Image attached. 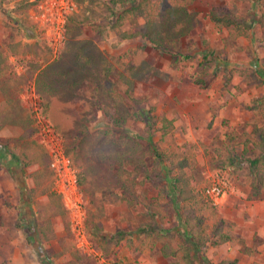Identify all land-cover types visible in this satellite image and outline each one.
Instances as JSON below:
<instances>
[{"label": "rangeland", "instance_id": "374dc122", "mask_svg": "<svg viewBox=\"0 0 264 264\" xmlns=\"http://www.w3.org/2000/svg\"><path fill=\"white\" fill-rule=\"evenodd\" d=\"M129 1L95 0L93 5L105 10L92 23L82 19V4L76 3L71 15L77 20H72L69 27L80 38L71 41L69 33H65L55 56L34 22L35 0H0V38L8 34L5 42L0 39V45L18 51H11V57L0 56L5 65L0 62L5 67L0 77L4 81L13 74L20 75V83L8 95L19 120L3 122L6 131L1 132L6 138L0 134V147L5 148L0 151V264H185L181 251L175 257H164L159 249L162 245L173 249L180 243L190 247L181 217L190 207L203 219L206 235L220 219L224 221L223 228L231 232L230 240L206 245L200 255L192 257L193 264H209L223 256L237 258L238 264H264V193L251 194L250 180L238 166L242 155H255L246 142L251 138L252 126H264V15L260 14L258 3L177 0L192 14L195 25L174 41L173 50L166 52L153 48L147 39L120 36L146 20L145 15L128 10ZM218 5H228L235 11L247 34L233 38L226 27L209 21L208 10ZM78 19L83 20L82 25L76 24L80 23ZM96 31L104 38L98 44L103 50L97 45L100 53H96L106 57L113 67V85H108L103 96H115L129 110L130 122L125 132L139 137L150 149L149 163L154 159L152 150L162 153L161 183L167 190L171 191L168 176L176 170L172 166L170 169L166 157L186 160L185 179L195 193L194 201L176 205L177 198L159 194L157 188L143 181L141 174H136L130 191L121 190L115 178L111 180L103 169L109 151H116L101 140L93 150L83 145L82 159L76 162L78 140L83 135L94 140L100 130L111 127L95 108L94 85L84 76L88 68L94 67L82 62L81 78L74 64L82 54H95L90 45L93 42L85 36ZM28 39L32 40L26 42ZM25 45L43 60L24 56L22 52L28 48ZM131 64L149 66L151 72L159 69L161 72L153 76L161 73L165 82L158 85L149 75L132 78L126 69ZM56 68L78 78L76 87L67 89L68 76L61 78L60 73H53ZM119 73L123 79L118 78ZM46 80L54 86L47 92L51 99L47 106L49 119L64 136L71 159H75L76 175L83 168L87 170L83 183L77 177L84 195L77 208L55 191L47 169L48 157L24 103L27 86L32 84L40 94L39 85ZM256 100L261 102L257 110L246 108ZM162 115L172 122L164 129ZM119 136L120 132L108 131L105 137L115 143ZM245 146L249 148L246 154ZM34 161L44 165L37 169ZM123 164L120 171L130 183L131 176L126 172L132 166ZM213 179L225 185L224 195L216 205L203 193ZM151 214L155 215V224H151ZM79 229L88 241L83 248L77 238Z\"/></svg>", "mask_w": 264, "mask_h": 264}, {"label": "trees", "instance_id": "16d2710c", "mask_svg": "<svg viewBox=\"0 0 264 264\" xmlns=\"http://www.w3.org/2000/svg\"><path fill=\"white\" fill-rule=\"evenodd\" d=\"M94 1L95 0H75L78 5L81 6L82 4V12L85 14L83 15L84 18L82 19H89L91 23L94 20H98L99 17H102V14L105 10L104 7H100L99 5L95 7V5H93ZM256 3H258V10L260 14L264 15V2L256 0ZM129 6L130 8H128V10L131 13H134L135 15H145L146 20L143 24L136 25L132 32L122 33L120 36H122L123 39L131 37H141L143 39H147L153 48L159 51L170 52L173 50L176 40L187 34L195 25L192 14L177 0H140L138 2L130 0ZM80 14L82 15V13ZM206 16L208 20L213 22L215 25L226 27L229 35L233 38L247 34L245 27L238 20L235 11H232L228 5L214 6L208 10ZM82 19H78L80 20V23L76 24H82ZM72 20L76 21L77 18L70 14L67 19L66 34L72 32L69 27V23ZM77 27L78 26L75 28ZM99 37L100 36H98V38ZM27 50H29V48H27ZM96 52L98 51H95V54L92 52L87 57H76L74 64L75 67L76 65L78 66L81 78L83 73L82 62L83 64H89V66L91 65L94 67L93 70L88 68V70L84 72V76L85 79L87 78L89 81L91 80V83L94 85L92 88V98L94 99L95 108L99 112H102L103 116L105 117L103 120L109 123V126L111 127L110 130H100L98 134L99 136L94 140H92L89 135H83L76 143V162L79 158L82 159L83 154L81 149L83 148V145L88 146L91 150H93L95 144L102 141V144L104 143V145L108 144L109 146H113V150L116 151V153L109 151V154L106 158L107 160H105V163L103 164V169L110 175L111 180L113 177L115 178L117 185L121 188V190L125 189V191H130L135 184L134 178L136 174H141L143 176V181L148 182L151 186L157 188L159 194L166 193L177 198L174 202L176 205H178V203L180 204V202L185 203L190 200L194 201L195 193L192 192V189L185 179V159L171 160L166 157L167 161L170 162V169L172 166L174 167V170H176L174 175L171 177L168 176L169 180L171 181V191H169L161 183L164 178L163 169L161 168L160 163L163 159L162 153H158L157 151L155 152V150L151 149L152 154H154V159L149 163L148 157L150 155V149L144 146L139 137L132 134H126L125 129H127L130 122L129 110L124 107L123 102L120 104V101L115 96H103V93L108 90V85H113L112 79H110L112 76L113 67L111 62L106 57H99L100 55L98 56V53ZM126 69L132 78H146L149 75L152 81L154 80L158 85H161L165 82V79L161 80V73L156 78L153 76L154 73L158 74L161 72L159 69L153 68L151 72L149 66L147 68H139L136 67L135 64H131V66L127 65ZM60 74L62 76L61 78L68 76V78H66L68 81H66L65 86L67 89L76 87L79 81L78 78L74 79V77L72 78L70 75L63 72ZM69 78H72L73 80H70ZM118 78L123 79V74L119 73ZM47 81L48 80L43 81L40 85L37 82V84L39 85L38 91L41 93L39 94V97L42 99L43 111L49 118L50 116L47 112V106L49 103L47 99L49 95H47V92L51 91L54 86L52 85L53 83L51 84V81ZM260 106L261 102L256 100L250 105H247L246 108L257 110ZM161 119L164 121L163 129L166 127V125L170 126L172 124V122L167 120L164 115L161 116ZM85 120L88 119L85 118ZM51 123L54 128L61 133V131L52 121ZM108 131L120 132L117 142L113 143L107 140L105 136L108 134ZM246 142L247 144L249 143L251 145V148L255 151V155H242V159L239 161L238 166L250 180L251 194L253 196H259L260 194L264 193V126L254 124L251 130V138L247 139ZM114 146H116V149ZM64 149L65 154L69 156L73 165L75 159H71L70 149H67L66 145ZM248 149L249 148L245 146L243 153H248ZM38 163L42 164L43 162L38 161ZM123 163H128L132 166L131 171L128 170V172H126L131 176L130 183H127L128 180L122 176L120 171L121 168L123 169ZM77 166L80 167L81 165L78 163ZM116 166L118 169L114 171V167ZM170 169H168V171H170ZM85 174H87V170L84 168L83 170L81 169V171H78L77 177L80 183L84 182ZM143 206L146 208L150 207L147 204H143ZM154 217L155 215L152 216L151 214V220L153 222L151 224H155L156 220ZM181 217L186 227L187 238L189 239L191 245L189 247L186 243H180L178 247L173 249L169 246L162 245L159 251L164 257H175L177 256L176 253L181 251L183 262L185 264H193L192 257L195 258V256L200 255V252L206 247V245H216L231 239V232L223 228V219H220L214 225L211 232L206 235L202 228L203 219L200 218L198 214L196 215L193 207L184 210L181 213ZM162 230L166 231V229ZM40 260L42 263L45 262L44 258H41ZM209 264H238V261L237 258L223 256L222 259L216 262H209Z\"/></svg>", "mask_w": 264, "mask_h": 264}, {"label": "built area", "instance_id": "2783aa9c", "mask_svg": "<svg viewBox=\"0 0 264 264\" xmlns=\"http://www.w3.org/2000/svg\"><path fill=\"white\" fill-rule=\"evenodd\" d=\"M76 6L75 0H35L34 22L42 30L46 45L54 55L59 53L62 47L68 16L76 10ZM25 93V107L39 143L48 157V168L51 171L54 189L63 196L64 201L77 208V205L83 202L84 195L77 181L76 170L69 156L65 154L64 136L54 128L43 111L42 99L35 87L29 84ZM224 187L221 180L213 179L204 187L203 193L216 205L224 195ZM82 232V229L78 230L77 238L83 248L88 241Z\"/></svg>", "mask_w": 264, "mask_h": 264}, {"label": "crops", "instance_id": "0c3cea01", "mask_svg": "<svg viewBox=\"0 0 264 264\" xmlns=\"http://www.w3.org/2000/svg\"><path fill=\"white\" fill-rule=\"evenodd\" d=\"M82 25V24H81ZM3 33V32H2ZM1 33V34H2ZM96 34L98 35V33H97V31L96 32H92V34H90V35H86L85 36V38L88 40V41H92L91 43L92 44H90L91 46H93V48L96 50V51H98L99 52V49L97 48V45L99 44V43H102L103 42V40H104V38H103V36H100L99 38H98V36H96ZM7 37H8V34L6 33V34H4L0 39H1V42H5L6 40H7ZM68 38H69V40H71V41H75V40H77V39H79L80 37L77 35V34H72L71 32L69 33V36H68ZM132 38V37H131ZM29 40H32V39H28V41H26V42H29ZM2 46L3 45H0V56H5V55H8L9 57H11V56H14V54H17L18 53V51H13V49L12 48H10V46H9V48L11 49H9L8 50V47L6 46V48L4 49V48H2ZM26 47H28L29 48V50H27V49H24V51L23 52H25V53H23L22 52V54H24V56H26V57H29V58H32V59H34V60H43V57L38 53V52H36V51H33L32 49H30V46H27V45H25ZM25 47V48H26ZM98 47L100 48V50L102 49L103 50V47H101V46H99L98 45ZM73 48H75V47H73ZM2 51H3V53H2ZM11 51H13L14 52V54H12V52ZM29 51V52H28ZM72 52V51H71ZM52 54V53H51ZM82 56H83V54H82ZM0 62H1V59H0ZM39 62V61H38ZM2 63V62H1ZM48 64V63H47ZM2 65H4L3 63H2ZM2 65H0V74L2 73V71L4 70V66H2ZM45 66V65H44ZM43 66V67H44ZM47 72H49V71H47ZM61 72H64L62 69L61 70H57V68L53 71V73H61ZM20 75H16V74H13V75H11L10 77H8V79H5L4 81H3V79H2V77H0L1 79H0V134H1V136H3V137H5L6 138V135H5V132H1V131H6V127H4L5 126V124L3 123V122H5V121H7V120H10V121H18L19 120V116L18 115H16V113H15V111H14V109H12L11 108V103H10V101H9V96L8 95H10V93H11V91L13 90V89H15L16 87H17V85L20 83V81H19V77ZM41 94V93H40ZM51 101V99H47V101ZM59 103H64L63 101H60ZM24 109V108H23ZM24 111H25V115H27V113H26V110L24 109ZM20 134L21 133H19V135L18 136H20ZM3 147V146H2ZM0 147V151H3V150H5V148L3 147ZM36 166H35V168H39V167H41L42 165H44V163H38V162H35L34 163ZM47 169H49L48 168V162H47ZM49 171H50V169H49ZM50 173H51V171H50ZM22 185V184H21Z\"/></svg>", "mask_w": 264, "mask_h": 264}]
</instances>
